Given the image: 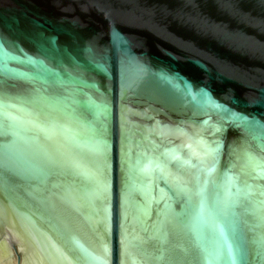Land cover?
I'll list each match as a JSON object with an SVG mask.
<instances>
[{"label":"water","instance_id":"obj_1","mask_svg":"<svg viewBox=\"0 0 264 264\" xmlns=\"http://www.w3.org/2000/svg\"><path fill=\"white\" fill-rule=\"evenodd\" d=\"M0 264H264V0H0Z\"/></svg>","mask_w":264,"mask_h":264}]
</instances>
